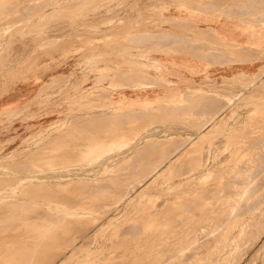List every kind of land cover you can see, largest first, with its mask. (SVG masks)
Returning <instances> with one entry per match:
<instances>
[{"label": "rangeland", "instance_id": "1", "mask_svg": "<svg viewBox=\"0 0 264 264\" xmlns=\"http://www.w3.org/2000/svg\"><path fill=\"white\" fill-rule=\"evenodd\" d=\"M184 1L0 0V264H188V262L191 264H215L218 262V258L221 262L220 264H264V169H262V167L264 168V67L259 73L241 71L230 78L215 77L208 73L207 75L210 78L205 75L203 80L193 81V85H188L191 94L190 87H202L201 91H197V93L193 91V96L189 93L187 98L181 95L171 98V102L181 101L182 105H187L188 102L185 110H188L190 107L193 110L186 111L187 113L185 112L183 115H180L179 118H176V115L172 113L174 107L152 109L146 112L128 110L133 111L132 114L122 110L123 112H120L123 115L119 112L121 116L118 113H111L113 114L111 115L110 108H107L110 106L108 104L109 100L115 97L113 94L116 87L115 84L120 85L118 80L121 72L125 71L124 77L133 74L132 72H140L145 75L147 72V74L149 73L158 77L164 71L162 66L160 71L157 70V64L154 65V58L160 52L158 50L163 46L161 43L169 40H182L192 36L194 27L192 29L189 28L192 26V23H189L187 19H175L169 16L172 13L173 6L177 4L183 5L182 2ZM256 3L260 2L257 0L235 1L238 10H247V13L243 15L247 16V18L252 17L250 15L252 14V10L249 12L248 9L256 5ZM254 16L263 17L264 19V8L255 13ZM172 31L176 33H170ZM199 32L195 38L197 41L203 43L206 41L208 43L209 49H211L208 57L212 60L216 58L212 55L217 53L219 55L218 51H221L220 53L223 55V62L227 59L239 60L241 62L257 59L264 60V50L251 49L247 45L231 43L213 33ZM153 43L158 44L153 46ZM224 55L226 56L224 57ZM99 59L100 62H97ZM144 63L148 64V68L143 66ZM90 65L91 68L89 67ZM92 65H95V67ZM150 65L154 66L150 67ZM137 67L140 68L138 69ZM126 68L129 69L127 70ZM159 81L163 82H159V85L170 88L179 86L180 84L178 82L175 84V82L165 79ZM103 91L106 92L103 93ZM201 93L202 95L200 96ZM206 95L208 96L206 97ZM198 100H201V103ZM193 107L195 108L193 109ZM161 110L164 111L162 112ZM6 111H8V114ZM126 112L128 114H125ZM137 112L141 113L138 114ZM147 112L150 114H147ZM213 113L216 114L213 115ZM76 117L78 118L77 120ZM204 119L205 121L209 120L205 122ZM172 120L174 121L172 122ZM154 121L156 122L154 123ZM111 122L112 124L114 123L113 126ZM114 127L118 131L115 129L113 133ZM105 128L108 133L104 130ZM85 129L86 131H84ZM119 130L122 132H119ZM134 133L138 134L135 135ZM172 134L176 138H173ZM178 134H181V136H178ZM98 136H102L100 138L102 142L107 143L108 141L118 140L122 141L123 145L119 148L104 151L100 156L97 155L92 160L83 151L94 150L95 142L99 140ZM118 136L120 137L118 138ZM148 136H152L153 139H151L153 141L149 139L150 143L147 144L144 142L145 140L148 142ZM169 136L172 137L170 141ZM251 137H254L256 141ZM178 144L179 146H177ZM224 146L225 148H223ZM72 150L77 151L73 153ZM132 153L138 157L134 156L131 162L130 156L132 157ZM3 155L6 156L4 157ZM56 156L58 157L57 159ZM84 156H86V160L85 158L83 159ZM77 159L82 163H78ZM125 159L127 161H124ZM66 160L67 162H65ZM114 160L115 162H113ZM119 160L124 162V165L122 164L119 167L122 163ZM131 164H135L133 165L134 167ZM47 165H50V167ZM30 166L34 167L30 168ZM258 166L260 169H258ZM112 167H116V170ZM75 169L77 171H74ZM100 170L101 174H99ZM206 172L209 173V176H207L208 173ZM97 174L99 177L95 176ZM21 176H25L24 181L23 178L21 179ZM72 177L74 180H72ZM81 178H93L95 182L97 179L98 183H94L93 179H89L93 184L88 179L84 182L85 179L82 180ZM76 179L78 182L80 179V182L78 183ZM62 180L63 182H61ZM73 181H76L75 184L77 185H74ZM20 182H24L21 185L22 187L24 184H29V182L31 185L24 186L27 190L24 188L22 190V187H20L18 196L13 188ZM68 182L71 186L74 185L75 187L69 188L67 186L64 190L60 187L59 190L56 187L58 184H66ZM99 183L101 184L99 185ZM35 184L37 186L40 184V186L37 187ZM173 184L174 186L177 184L175 188ZM34 185L35 187H33ZM171 185L173 187H170ZM28 186H31L33 191L29 190ZM32 187L36 188V192ZM44 188L45 190H43ZM101 189L104 191H101ZM114 189L118 193H114ZM46 190L48 191L47 193ZM87 192L90 194H87ZM70 194L73 195L70 196ZM77 194L79 195L77 196ZM71 198L73 199L71 200ZM257 199L262 203L258 204L260 201L258 202ZM177 200L180 201L178 202ZM96 201L98 203H95ZM193 201L199 204L202 202V204L200 206ZM226 201L232 204L230 205ZM45 202H48V204ZM152 202L154 203L152 204ZM53 203H56L60 207ZM43 204L44 207H42ZM190 204L192 207L189 206ZM256 204L260 206L258 209ZM45 205H48V208ZM223 205L224 207H221ZM248 207H252L250 210H254L253 212L255 213L248 212ZM254 207L256 208L253 209ZM156 211H161V213L158 212L160 215ZM244 211L245 213H243ZM43 212L44 214H42ZM256 212H259L258 214L260 215L257 216ZM228 213L234 214L235 219ZM237 213L238 215L241 213L244 215L241 214L240 218ZM201 214L204 216L202 217ZM248 215H252L253 219ZM222 218H225L228 223ZM250 218L251 220H255V222L251 221ZM245 221L247 225L244 224ZM247 221L249 222V227H247ZM154 224L157 227L154 226L153 229ZM134 225H137L138 229ZM238 225L243 227H237ZM245 225L246 227H244ZM104 227L105 229H102ZM129 229H132V231ZM110 231L111 233H109ZM118 232L122 234L120 235ZM243 233L244 236L247 235L244 237ZM117 234L119 235L117 236ZM227 239H229V242ZM193 243L197 244L194 246ZM198 244L202 245L198 247ZM233 244L236 245L234 246ZM70 248H74L75 250ZM44 250H48V252ZM223 251L229 254L222 253ZM198 254L200 255L198 256ZM223 255L224 257L222 258ZM120 256L123 257L121 258ZM213 258H217L215 262H211L214 261Z\"/></svg>", "mask_w": 264, "mask_h": 264}, {"label": "crops", "instance_id": "2", "mask_svg": "<svg viewBox=\"0 0 264 264\" xmlns=\"http://www.w3.org/2000/svg\"><path fill=\"white\" fill-rule=\"evenodd\" d=\"M235 1L237 0H213L209 2L207 0H185L182 2L183 5L177 4L173 6V9L171 8L172 13L169 16L175 19H187L189 23H192V26L189 27L190 29L194 27L192 36L182 40H169L161 43L163 46L158 50L160 52L154 58L155 61L161 64L164 71L158 77L149 74H147L148 77H145L144 73H138L137 75L134 73L124 77V72H121L119 81L124 83L120 82V87L115 89L113 93L115 98L119 99L121 109L128 111L152 106L155 110L159 108L158 104H160V109L164 107L165 109L178 108L177 110L173 108V113H175L176 118H179V115L190 111V109L185 110L183 107L186 105H181V101L171 102V98L179 95L184 96V98L188 96L190 92L188 93L189 88L187 86L193 85V81L203 80L208 73L215 77L228 78L241 71L259 73L264 67V60L257 59L241 62L227 59L223 62L221 51H218L219 55L218 53L212 55L216 57L215 60H212L208 57L209 52H211L208 43L206 41L205 43L197 41L195 38L200 33L199 31L209 32L228 42L231 41V43L247 45L251 49L264 50V19L263 17L254 16L255 13L264 8V0H257L260 3H256L249 9L247 8L248 11L252 10L251 18L243 16L247 13V10H238ZM170 33L176 32L172 31ZM157 44L155 43L154 46ZM141 75L147 82L146 85H142L144 79L140 78ZM138 76H140V79L134 80L135 77V79H138ZM152 77H154V80ZM158 78L180 84L171 88L162 86L159 85L158 82L160 81ZM128 82L130 83L128 84ZM135 82L139 83L136 84ZM178 103L180 106L177 105ZM173 104L175 106H172Z\"/></svg>", "mask_w": 264, "mask_h": 264}, {"label": "bare ground", "instance_id": "3", "mask_svg": "<svg viewBox=\"0 0 264 264\" xmlns=\"http://www.w3.org/2000/svg\"><path fill=\"white\" fill-rule=\"evenodd\" d=\"M249 12H250V11H249ZM258 15H259V14H258ZM258 17H259V16H258ZM249 21H250V20H249ZM73 28H74V27H73ZM29 31H30V30H29ZM95 31H96V30H95ZM99 31H100V30H99ZM19 36H20V35H19ZM130 40H131V39H130ZM145 40H146V39H145ZM142 41H143V40H142ZM152 41H153V40H152ZM230 42H231V41H230ZM36 43H37V42H36ZM151 46H152V44H151ZM151 46H149V47H151ZM153 46H154V43H153ZM188 50H189V49H188ZM190 51H191V50H190ZM84 53H85V52H84ZM90 54H91V53H90ZM98 54H99V53H98ZM100 54H101V52H100ZM92 55H94V54H92ZM101 55H103V54H101ZM83 56H84V55H83ZM222 56H223V55H222ZM225 56H226V55H224V57H225ZM97 57H98V56H97ZM97 57H96V58H97ZM144 57H146V56H144ZM148 57H149V56H148ZM150 57H151V56H150ZM96 58H95V59H96ZM100 59H101V58H100ZM100 59L97 60V62H98V61L100 62ZM145 59H146V58H145ZM85 60H86V58H85ZM147 60H148V59H147ZM154 61H155V60H154ZM97 62H96V63H97ZM145 62H146V61H145ZM150 63H152V62H150ZM91 64H92V63H91ZM98 64H99V63H98ZM100 64H101V63H100ZM134 64H135V63H134ZM152 64H153V63H152ZM156 64H157L156 68H158L157 70L160 71V70L162 69L161 64H160V63L158 64V62L155 61L154 65H156ZM111 65H112V64H111ZM154 65H150V67H152V66H154ZM92 66L95 67V65H92ZM98 66H99V65H98ZM128 66H129V65H128ZM135 66H136V65H135ZM135 66H134V67H135ZM137 66H138V65H137ZM143 66H144L145 68H148V64H147V63H144ZM89 67L91 68V65H90ZM90 68H89V70H91ZM137 68H138V67H137ZM139 68H140V67H139ZM139 68H138V69H139ZM126 69H127V68H126ZM128 69H129V68H128ZM128 69H127V70H128ZM132 70H133V68H132ZM157 70H156V71H157ZM118 72H119V71H118ZM124 72H125V71H124ZM130 72H131V70H130ZM145 72H146V71H145ZM10 73H11V72H10ZM132 73L134 74V72H132ZM135 73H136V72H135ZM139 73H140V72H139ZM84 74H85V73H84ZM137 74H138V72L136 73V75H137ZM142 74H143V73H142ZM148 74H149V73H148ZM136 75H135V76H136ZM149 75H150V74H149ZM143 76H144V75H143ZM111 77H112V76H111ZM139 77H140V76H138V79H135V78H136V77H135L134 80H139L140 78H143L142 75H141L140 78H139ZM145 77H148V76H147V72H146V76H145ZM206 77H209V78H210V76H208L207 74H206ZM152 78H153V80H154V77H152ZM110 79H112V78H110ZM143 79H144V78H143ZM143 79H142V80H143ZM156 79H157V78H156ZM156 79H155V80H156ZM158 79H159V80H162V79H160V78H158ZM96 80H97V79H96ZM115 80L117 81V79H115ZM119 80H120V79H119ZM119 80H118V81H119ZM123 80H124V79H123ZM147 80H148V79H147ZM149 80H150V79H149ZM151 80H152V79H151ZM144 81H145V79H144ZM144 81H143L142 85H146V84H147V82L145 81V83H144ZM156 81H157V80H156ZM169 81H170V80H169ZM213 81H214V80H213ZM108 82H110V81H108ZM114 82H115V81H114ZM120 82H122V81H119V83H120ZM151 82H152V81H151ZM153 82H155V81H153ZM160 82H162V81H160ZM111 83H112V85H114L113 82H111ZM123 83H124V82H122V84H123ZM129 83H130V82H128V84H129ZM135 83H136V82H135ZM137 83H139V82H137ZM137 83H136V84H137ZM158 83H159V82H158ZM162 83H163V82H162ZM172 83H173V82H172ZM69 84H70V83H69ZM92 84H93V83H92ZM92 84H91V85H92ZM97 84H98V83H97ZM125 84H126V82H125ZM170 84H171V82H170ZM175 84H176V83H175ZM150 85H151V84H150ZM168 85H169V84H168ZM173 85H174V84H173ZM200 85H201V84H200ZM70 86H71V85H70ZM109 86H110V85H109ZM115 86H116L115 89H118V88L120 87V85H116V84H115ZM123 86H124V85H123ZM169 86H170V85H169ZM186 86H187V85H186ZM210 86H212V85H210ZM61 87H62V86H61ZM187 87H188V86H187ZM187 87H186V88H187ZM214 87H217V86H214ZM100 88H101V87H100ZM113 88H114V87H113ZM188 88H189V87H188ZM188 88H187V89H188ZM181 89H182V87H181ZM190 89H191V91H192V94H191L190 90L188 91V93L190 92L191 96H193V91H194V92L196 91V93H197V91H201V90H202V87H201V88H193V87L191 88V87H190ZM210 89H211V88H210ZM81 90H82V89H81ZM108 90H109V89H108ZM110 90H111V89H110ZM213 91H215V90H213ZM54 92H55V91H54ZM105 92H106V91H103V93H105ZM202 92H204V91H202ZM82 93H83V92H82ZM107 93H108V92H107ZM184 93H185V92H184ZM198 93H199V92H198ZM204 93H205V92H204ZM76 94H77V93H76ZM101 94H102V93H101ZM54 95H55V94H54ZM195 95H196V94H195ZM201 95H202V93L200 94V96H201ZM209 95H210V94H209ZM65 96H67V95H65ZM68 96H69V95H68ZM68 96H67V97H68ZM203 96H204V95H203ZM207 96H208V95H206V97H207ZM210 96H212V95H210ZM213 96H214V95H213ZM73 97L75 98V96H73ZM73 97H72V98H73ZM182 97H184V96H182ZM196 97H198V96H196ZM64 98H65V97H64ZM185 98H187V96H186ZM203 98H204V97H203ZM215 98H216V97H215ZM66 99H67V98H66ZM105 99H106V98H105ZM197 99H198V98H197ZM201 99H202V98H201ZM205 99H206V98H205ZM60 100H61V99H60ZM63 100H64V99H63ZM69 100H71V99H69ZM192 100H193V99H192ZM195 100H196V99H195ZM207 100H209V99H207ZM186 101H187V100H186ZM198 101L200 102L201 100H198ZM210 101H211V99H210ZM219 101H220V100H219ZM62 102H63V101H62ZM204 102H205V101H204ZM215 102H216V101H215ZM215 102H214V103H215ZM98 103H99V102H98ZM200 103H201V102H200ZM202 103H203V102H202ZM209 103H210V102H209ZM214 103H213V105H214ZM216 103H217V102H216ZM60 104H61V103H60ZM64 104H65V102H64ZM64 104H61V105H64ZM67 104H68V103H67ZM108 104L110 105L109 107H107V108H110V114H111V113H113V114H114V113H118L120 116H121V114L123 115V113L120 112V111H122L123 109H121V107H120V105H119V99H118L117 97H116V98H115V97H112V98L109 100V103H108ZM175 104H176V103H175ZM175 104H173L172 106H175ZM198 104H199V103H198ZM204 104H205V103H204ZM56 105H57V104H56ZM70 105H71V103H70ZM168 105H169V104H168ZM177 105L180 106L179 103H178ZM177 105H176V106H177ZM181 105H182V104H181ZM187 105H188V102H187ZM187 105H186V106H187ZM190 105H192V103H190ZM193 105H194V104H193ZM199 105H200V104H199ZM207 105H208V104H207ZM216 105H218V104H216ZM158 106H159V108H158ZM158 106H157V108L160 109V104H158ZM161 106H162V105H161ZM166 106H167V105H166ZM195 106H196V105H195ZM201 106H202V105H201ZM210 106H211V104H210ZM162 107H163V106H162ZM189 107H190V106H189ZM202 107H203V106H202ZM204 107H205V106H204ZM206 107H207V106H206ZM208 107H209V106H208ZM212 107H213V106H212ZM153 108H154V107H152V106H148V107H144V108H141V109H138V110H139V111L146 112V111H150V110H152ZM155 108H156V107H155ZM171 108H172V107H171ZM174 108H175V107H174ZM183 108H185V107H183ZM190 108H191V107H190ZM190 108H189V109H190ZM194 108H195V107H193V109H194ZM199 108H200V107H199ZM93 109H94V108H93ZM163 109H165V107H164ZM175 109H176V108H175ZM177 109H178V108H177ZM177 109H176V110H177ZM181 109H182V108H181ZM189 109H188V110H189ZM191 109H192V108H191ZM191 109H190V110H191ZM203 109H204V108H203ZM209 109H210V108H209ZM99 110H100V109H99ZM134 110H135V109H134ZM169 110H170V109H169ZM199 110H200V109H199ZM206 110H207V109H206ZM8 111H9V110H8ZM8 111H6L7 114H8ZM135 111H136V110H135ZM135 111H134V112H135ZM157 111H159V110H157ZM157 111H156V113H157ZM161 111H162V110H161ZM163 111H164V110H163ZM163 111H162V112H163ZM171 111H172V109H171ZM191 111H193V110H191ZM195 111H196V110H195ZM200 111H201V110H200ZM204 111H205V110H204ZM204 111H202V112H204ZM207 111H208V110H207ZM209 111H210V110H209ZM73 112H74V111H73ZM119 112H120L121 114H120ZM122 112H123V111H122ZM128 112H129V114H130V113H131V114L133 113V111H132V112H131V111H128ZM166 112H167V111H166ZM183 112H184V110H183ZM205 112H206V111H205ZM217 112H218V111H217ZM87 113H88V112H87ZM94 113H95V112H94ZM137 113H138V112H137ZM140 113H141V112H139L138 114H140ZM172 113H173V112H172ZM180 113H181V112H180ZM184 113H185V112H184ZM186 113H187V112H186ZM113 114H111V115H113ZM118 114H117V115H118ZM125 114H128V113L126 112ZM135 114H136V112H135ZM135 114H134V115H135ZM147 114H150V113L147 112ZM147 114H146V116H147ZM151 114H152V113H151ZM157 114H158V113H157ZM174 114H175V113H174ZM181 114H182V113H181ZM189 114H190V113H189ZM210 114L212 115V113H210ZM215 114H216V113H215ZM215 114L213 113V115H215ZM152 115H153V114H152ZM167 115H168V114H167ZM182 115H183V114H182ZM186 115H187V114H186ZM77 116H79V115H77ZM92 116H93V115H92ZM126 116H128V115H126ZM126 116H125V118H126ZM143 116H144V115H143ZM146 116H145V117H146ZM164 116H165V115H164ZM174 116H175V115H174ZM179 116H180V115H179ZM94 117H95V116H94ZM117 117L119 118V116H117ZM128 117H129V116H128ZM128 117H127V118H128ZM139 117H140V116H139ZM139 117H138V118H139ZM152 117H153V116H152ZM69 118H71V117H69ZM100 118H101V117H100ZM123 118H124V117H123ZM149 118H150V117H149ZM174 118H175V117H174ZM180 118H181V117H180ZM186 118H187V117H186ZM71 119H72V118H71ZM77 119H78V118L76 117V120H77ZM90 119H91V118H90ZM95 119H96V118H95ZM95 119H94V120H95ZM116 119H117V118H116ZM143 119H144V117H143ZM157 119H158V118H157ZM187 119H188V118H187ZM196 119H198V118H196ZM200 119H201V118H200ZM74 120H75V118H74ZM123 120L125 121V119H123ZM140 120H141V118H140ZM152 120H153V119H152ZM184 120H185V118H184ZM190 120H191V118H190ZM194 120H195V119H194ZM208 120H209V119H208ZM208 120H207V121H208ZM84 121H85V120H84ZM127 121H128V120H127ZM131 121H132V120H131ZM136 121H137V120H136ZM138 121H139V119H138ZM167 121H168V120H167ZM173 121H174V120H172V122H173ZM178 121H179V120H178ZM204 121H205V119H204ZM207 121H205V122H207ZM121 122H122V121H121ZM121 122H120V124L123 125V123H121ZM125 122H126V121H125ZM132 122H133V121H132ZM145 122H146V121H145ZM155 122H156V121H154V123H155ZM159 122L162 123L163 121H159ZM159 122H158V123H159ZM164 122H165V121H164ZM169 122H170V121H169ZM191 122H192V121H191ZM205 122H204V123H205ZM216 122H217V121H216ZM216 122H215V123H216ZM80 123H81V122H80ZM147 123H148V122H147ZM181 123H182V122H181ZM183 123H184V122H183ZM186 123H187V122H186ZM188 123H189V122H188ZM197 123H198V121H197ZM199 123H200V122H199ZM204 123H203V124H204ZM78 124H79V123H78ZM93 124H94V123H93ZM93 124H92V125H93ZM105 124H106V123H105ZM111 124H112V122H111ZM113 124H114V123H113ZM113 124H112V126H113ZM128 124H132V123H128ZM137 124H138V123H137ZM145 124H146V123H145ZM240 124H241V123H240ZM92 125H91V126H92ZM100 125H101V124H100ZM103 125H104V124H103ZM116 125H118V124H116ZM142 125H143V124H142ZM190 125H192V124L190 123ZM201 125H202V124H201ZM83 126H84V125H83ZM104 126H105V125H104ZM119 126H120V125H119ZM137 126H138V125H137ZM137 126H136V127H137ZM148 126H149V125H148ZM234 126H236V125H234ZM237 126H238V125H237ZM237 126H236V127H237ZM84 127H85V126H84ZM109 127H110V126H109ZM109 127H108V128H109ZM189 127H190V126H189ZM195 127H197V126H195ZM230 127H232V126L230 125ZM230 127H228V128H230ZM74 128H76V127H74ZM93 128H94V127H93ZM103 128H104V127H103ZM111 128H113V127H111ZM126 128H128V127H126ZM139 128H140V127H139ZM202 128H203V127H202ZM81 129L83 130V128H81ZM97 129H98V128H97ZM99 129L101 130V128H99ZM115 129H116V128L114 127V130H112L113 133L115 132ZM119 129H120V128H119ZM121 129H122V128H121ZM132 129H133V128H132ZM234 129H236V128H234ZM89 130H90V129H89ZM104 130H106V128H105ZM139 130L141 131V129H139ZM144 130H145V129H144ZM144 130H142V131H144ZM232 130H233V129H232ZM84 131H86V129H85ZM91 131H92V130H91ZM116 131H118V130L116 129ZM120 131H121V130H119V132H120ZM123 131L125 132V130H123ZM130 131H131V130H130ZM137 131H138V129H137ZM233 131H234V130H233ZM81 132H82V131H81ZM106 132H107V130H106ZM121 132H122V131H121ZM124 132H123V133H124ZM138 132H139V131H138ZM224 132H226V131H224ZM88 133H89V132H88ZM104 133H105V132H104ZM107 133H108V132H107ZM164 133H166V132H164ZM131 134H133V133H131ZM134 134L137 135L138 133H134ZM221 134H222V133H221ZM221 134H220V135H221ZM83 135H84V134H83ZM86 135H87V134H86ZM101 135H103V134L101 133ZM105 135H106V134H105ZM109 135H110V133H109ZM126 135H127V133H126ZM170 135H171V134H170ZM173 135H174V134H172V137H173ZM196 135H197V134H196ZM225 135H226V134H225ZM79 136H80V135H79ZM87 136H88V135H87ZM166 136H167V135H166ZM178 136H181V134H180V135L178 134ZM84 137H85V136H84ZM98 137H99V136H98ZM101 137H102V136H101ZM101 137H99V140H100V141L98 140L97 142H95V148H94V150L90 149V150H85V151H83V153H84L87 157L92 158V160H93L94 157H96L97 155L100 156L101 153L104 152V151H108L109 149L119 148V147H121V146L123 145V142H122V141H118V140H117V141H116V140H115V141L112 140V141L109 142V141H108L109 139H108V140H107V141H108L107 143H106V142H102L101 139H100ZM112 137H113V136H112ZM119 137H120V136H118V138H119ZM128 137H129V136H128ZM130 137H131V136H130ZM155 137H156V136H155ZM172 137L169 136V138H170L169 141L172 139ZM183 137H184V136H183ZM224 137H225V136H224ZM104 138H105V137H104ZM121 138H122V136H121ZM131 138H133V137H131ZM135 138H136V137H135ZM151 138L153 139L152 136H148V137H147L148 142L144 139V140H145L144 143H147V144L150 143L149 141L152 140ZM173 138H176V137H173ZM177 138H178V137H177ZM181 138H182V137H181ZM188 138H189V137H188ZM251 138H254V137H251ZM88 139H89V138H88ZM106 139H107V138H106ZM122 139H124V137H123ZM126 139H127V138H126ZM149 139H150V140H149ZM156 139H157V138H156ZM161 139H163V138H161ZM96 140H97V139H96ZM102 140H103V139H102ZM157 140H158V139H157ZM163 140H164V139H163ZM181 140H182V139H181ZM253 140H255V138H254ZM261 140H262V138H261ZM261 140H260V141H261ZM43 141H44V140H43ZM74 141H75V138H74ZM76 141H77V140H76ZM103 141H105V140H103ZM124 141L126 142V140H124ZM152 141H153V140H152ZM159 141H160V140H159ZM159 141H156V142H159ZM165 141H166V140H165ZM174 141H175V140H174ZM227 141H228V140H227ZM248 141H249V140H248ZM250 141H251V140H250ZM255 141H256V140H255ZM161 142H162V141H161ZM180 142H181V141H180ZM224 142H225V141H224ZM228 142H229V141H228ZM228 142H225V143H228ZM253 142H254V141H253ZM70 143H71V142H70ZM127 143H128V142H127ZM129 143H130V142H129ZM163 143H165V142H163ZM166 143H167V142H166ZM170 143H171V142H170ZM155 144H156V143H155ZM159 144L161 145V143H159ZM235 144H236V143H235ZM235 144H234V146H235ZM243 144H244V143H243ZM256 144H257V143H256ZM260 144H261V143H260ZM30 145H31V144H30ZM80 145H81V144H80ZM84 145H85V144H84ZM128 145H129V144H128ZM142 145H143V144H142ZM164 145H165V144H164ZM82 146H83V145H82ZM145 146H146V144H145ZM152 146H153V145H152ZM165 146H166V145H165ZM177 146H179V144H178ZM194 146H195V145H194ZM217 146H218V145H217ZM232 146H233V145H232ZM262 146H263V145H262ZM262 146H261V147H262ZM29 147H30V146H29ZM68 147H69V146H68ZM80 147H81V146H80ZM80 147H79V148H80ZM162 147H163V146H162ZM166 147H167V146H166ZM180 147H182V146H180ZM211 147H212V146H211ZM228 147H229V145H228ZM237 147H238V145H237ZM246 147H247V146H246ZM249 147H250V146H249ZM77 148H78V147H77ZM82 148H83V147H82ZM82 148H81V150H82ZM147 148H148V147H147ZM159 148H160V147H159ZM159 148H158V149H159ZM167 148H168V147H167ZM223 148H225V146H224ZM234 148H235V147H234ZM66 149H67V148H66ZM72 149H73V148H72ZM83 149H84V148H83ZM103 149H104V150H103ZM121 149H122V148H121ZM160 149H161V148H160ZM168 149H169V148H168ZM168 149H167V150H168ZM202 149H203V147H202ZM30 150H31V149H30ZM64 150H65V149H64ZM139 150H142V149H139ZM165 150H166V148H165ZM240 150H242V149H240ZM72 151H73V153H74V151H77V150H72ZM113 151H114V150H113ZM176 151H177V150H176ZM78 152H79V151H78ZM110 152H111V151H110ZM135 152H137V150H135ZM138 152H140V151H138ZM144 152H145V151H144ZM165 152H167V151H165ZM171 152H172V151H171ZM257 152H258V151H257ZM81 153H82V152H81ZM133 153H134V152H133ZM133 153H132V157L130 156V160H131V162H132V159L134 158V156H136V155H133ZM141 153H143V152H141ZM213 153H214V152H213ZM232 153H233V152H232ZM244 153H245V152H244ZM254 153H255V152H254ZM7 154H8V153H7ZM30 154H31V153H30ZM56 154H57V153H56ZM58 154H59V153H58ZM61 154H62V153H61ZM66 154H67V153H66ZM145 154H146V153H145ZM234 154H235V153H234ZM262 154H263V153H262ZM262 154H261V155H262ZM62 155H63V154H62ZM118 155H119V154H118ZM120 155H122V154H120ZM130 155H131V154H130ZM216 155H217V154H216ZM232 155H233V154H232ZM236 155H237V154H236ZM251 155H252V154H251ZM253 155H254V154H253ZM1 156H2V155H1ZM3 156H4V155H3ZM5 156H6V155H5ZM5 156H4V157H5ZM57 156H58V155H57ZM57 156H56V159L58 158ZM64 156H65V155H64ZM86 156H84L83 159L85 158V160H86ZM141 156H142V155H141ZM185 156H186V155H185ZM194 156H195V155H194ZM240 156H241V155H240ZM249 156H250V155H249ZM51 157H53V156H51ZM61 157H62V156H61ZM128 157H129V156H128ZM136 157H138V156H136ZM136 157H135V158H136ZM152 157H153V156H152ZM156 157H157V156H156ZM209 157H210V156H209ZM228 157H229V156H228ZM31 158H32V157H31ZM33 158H34V157H33ZM66 158H67V157H66ZM70 158H72V157H70ZM73 158H75V157H73ZM114 158H116V156H114ZM126 158H127V156H126ZM141 158H142V157H141ZM143 158H144V156H143ZM154 158H155V157H154ZM157 158H158V157H157ZM211 158H212V157H211ZM237 158H238V157H237ZM239 158H240V157H239ZM246 158H247V157H246ZM54 159H55V158H54ZM63 159L65 160V158H63ZM83 159H82V160H83ZM158 159H159V158H158ZM196 159H197V158H196ZM212 159H213V158H212ZM212 159H211V160H212ZM231 159H232V157H231ZM257 159H258V158H257ZM261 159H262V158H261ZM40 160H41V159H40ZM40 160H39V161H40ZM61 160H62V159H61ZM69 160H70V159H69ZM77 160H78V159H77ZM108 160H109V159H108ZM128 160H129V158H128ZM134 160H136V159H134ZM142 160H143V159H142ZM152 160H153V159H152ZM154 160H155V159H154ZM156 160H157V159H156ZM232 160L234 161V159H232ZM235 160H236V159H235ZM240 160H241V159H240ZM51 161H52V160H51ZM51 161H50V162H51ZM56 161H57V160H56ZM70 161H73V160H70ZM83 161H84V160H83ZM110 161H111V160H110ZM119 161H120V160H119ZM124 161H127V160L125 159ZM143 161H144V160H143ZM145 161H146V159H145ZM163 161H164V160H163ZM187 161H188V160H187ZM229 161H230V160H229ZM237 161H238V159H237ZM250 161H251V159H250ZM253 161H254V160H253ZM43 162H44V161H43ZM53 162H54V161H53ZM60 162H61V161H60ZM65 162H67V160H66ZM80 162H81V161L78 160V163H80ZM107 162H108V161H107ZM107 162H106V163H107ZM113 162H115V160H114ZM120 162H122V161H120ZM190 162H191V161H190ZM227 162H228V161H227ZM230 162H231V161H230ZM242 162H243V161H242ZM245 162H246V160H245ZM256 162H257V161H256ZM262 162H263V161H262ZM63 163H64V162H63ZM81 163H82V162H81ZM85 163H88V162H85ZM123 163H124V162H122V163L119 165V167H120ZM143 163H144V162H143ZM146 163H147V162H146ZM185 163H186V162H185ZM216 163H217V162H216ZM231 163H232V162H231ZM237 163H238V162H237ZM243 163H244V162H243ZM263 163H264V162H263ZM20 164H21V163H20ZM28 164H29V163H28ZM43 164H44V163H43ZM49 164H50V163H49ZM52 164H53V163H52ZM54 164H55V163H54ZM57 164H58V163H57ZM59 164H60V163H59ZM65 164H66V163H65ZM65 164H64V165H65ZM70 164H72V163H70ZM89 164H91V163H89ZM98 164H99V163H98ZM107 164H108V163H107ZM126 164H127V163H126ZM154 164H155V163H154ZM196 164H197V163H196ZM226 164H227V163H226ZM232 164H233V163H232ZM232 164H231V165H232ZM247 164H248V162H247ZM251 164H252V163H251ZM261 164H262V163H261ZM50 165H51V164H50ZM50 165H49V166L47 165V166L50 167ZM74 165H76V163H74ZM83 165H84V164H83ZM108 165H109V164H108ZM123 165H124V164H123ZM131 165H132V164H131ZM133 165H135V164H133ZM133 165H132V167H134ZM136 165H137V164H136ZM145 165H146V164H145ZM155 165H156V164H155ZM184 165H185V164H184ZM202 165H203V163H202ZM202 165H201V166H202ZM231 165H229V166H231ZM235 165H236V164H235ZM239 165H240V164H239ZM241 165H242V164H241ZM249 165H250V163H249ZM14 166H16V165H14ZM20 166H21V165H20ZM26 166H28V165H26ZM68 166H70V165H68ZM81 166H82V165H81ZM81 166H80V167H81ZM104 166H105V165H104ZM109 166H110V165H109ZM117 166H118V165H117ZM139 166L141 167V165H139ZM153 166H154V165H153ZM157 166H158V165H157ZM182 166H183V165H182ZM208 166H209V164H208ZM229 166H228V167H229ZM246 166H247V165H246ZM33 167H34V166H33ZM33 167L30 166V168H33ZM71 167H72V165H71ZM74 167H75V166H74ZM83 167H84V166H83ZM107 167H108V166H107ZM107 167H106V168H107ZM148 167H149V166H148ZM180 167H181V166H180ZM188 167H189V166H188ZM205 167H206V166H205ZM216 167H217V166H216ZM231 167H233V166H231ZM234 167H235V166H234ZM242 167H243V166H242ZM69 168H70V167H69ZM112 168H114V167H112ZM115 168H116V167H115ZM115 168H114V169H115ZM137 168H138V167H137ZM146 168H147V167H146ZM182 168H183V167H182ZM194 168H195V167H194ZM206 168H207V167H206ZM208 168H210V167H208ZM225 168H226V167H225ZM235 168H237V167H235ZM243 168H244V167H243ZM246 168H247V167H246ZM252 168H253V167H252ZM260 168H261V165H260ZM260 168H259V166H258V169H260ZM36 169H37V168H36ZM38 169H39V168H38ZM66 169H67V168H66ZM109 169H110V168H109ZM134 169L137 170L136 168H134ZM151 169H153V168H151ZM173 169H174V168H173ZM184 169H185V168H184ZM190 169H191V168H190ZM219 169H220V168H219ZM237 169H239V168H237ZM237 169H236V170H237ZM254 169H255V168H254ZM262 169H264V168L262 167ZM30 170H31V169H30ZM59 170H60V169H59ZM63 170H64V169H63ZM101 170H102V169H101ZM101 170H100V173H99V174H101ZM115 170H116V169H115ZM141 170H142V169H141ZM179 170H180V168H179ZM185 170H186V169H185ZM200 170H201V169H200ZM200 170H199V171H200ZM206 170H207V169H206ZM208 170H209V169H208ZM245 170H246V169H245ZM245 170H244V171H245ZM249 170H250V169H249ZM252 170H253V169H252ZM252 170H251V172H253ZM66 171H67V170H66ZM74 171H77V170L75 169ZM89 171H90V170H89ZM89 171H88V172H89ZM105 171H106V170H105ZM109 171H110V170H109ZM180 171H181V170H180ZM218 171H219V170H218ZM111 172H112V170H111ZM132 172H133V170H132ZM138 172H139V169H138ZM146 172H147V171H146ZM182 172H183V170H182ZM187 172H189V171H187ZM201 172H202V171H201ZM230 172H231V171H230ZM236 172H237V171H236ZM259 172H260V171H259ZM261 172H262V171H261ZM25 173H26V172H25ZM27 173H28V172H27ZM68 173H69V172H68ZM108 173H109V172H108ZM124 173H125V171H124ZM185 173H186V172H185ZM198 173H199V172H198ZM206 173H208V172H206ZM214 173H216V172H214ZM219 173H220V172H219ZM237 173H238V172H237ZM33 174H34V173H33ZM33 174H32V175H33ZM117 174H118V173H117ZM127 174H128V172H127ZM136 174H137V173H136ZM140 174H141V172H140ZM145 174H146V173H145ZM145 174H144V175H145ZM150 174H151V173H150ZM179 174H180V173H179ZM252 174H253V173H252ZM252 174H251V175H252ZM257 174H258V173H257ZM259 174H260V173H259ZM30 175H31V174H30ZM35 175H36V174H35ZM102 175L104 176L103 172H102ZM120 175H121V174H120ZM120 175H119V177H120ZM130 175H131V174H130ZM137 175H138V174H137ZM137 175H136V176H137ZM217 175H218V174H217ZM217 175H216V176H217ZM231 175H232V172H231ZM75 176H77V175H75ZM82 176H83V175H82ZM95 176L99 177L98 174L95 175ZM117 176H118V175H117ZM121 176H122V175H121ZM132 176H133V175H132ZM134 176H135V175H134ZM191 176H192V175H191ZM207 176H209V173L207 174ZM234 176H235V174H234ZM234 176H233V177H234ZM257 176H258V175H257ZM262 176H263V174H262ZM24 177H25V176H24ZM24 177L21 176V179L23 178V181H24ZM69 177H70V176H69ZM79 177H80V176H79ZM86 177H88V176H86ZM91 177H92V176H91ZM97 177H96V178H97ZM107 177H108V176H107ZM126 177H127V175H126ZM139 177H140V176H139ZM144 177H145V176H144ZM147 177H148V176H147ZM168 177H169V176H168ZM196 177H197V176H196ZM202 177H203V176H202ZM223 177H225V176H223ZM229 177H230V176H229ZM251 177H252V176H251ZM28 178H29V177H28ZM32 178H33V177H32ZM62 178H63V177H62ZM64 178H66V177H64ZM77 178H78V177H77ZM117 178H118V177H117ZM129 178H130V177H129ZM192 178H194V177L192 176ZM214 178H215V177H214ZM234 178H236V177H234ZM257 178H258V177H257ZM261 178H262V177H261ZM21 179H20V180H21ZM26 179H27V178H26ZM67 179H68V178H67ZM81 179H82V178H81ZM83 179H85V178H83ZM83 179H82V180H83ZM87 179H88V178H86V179L84 180V182H85ZM89 179L92 180L93 178H89ZM89 179H88V180H89ZM100 179H101V178H100ZM100 179H99V180H100ZM113 179H114V178H113ZM184 179H186V178H184ZM217 179H218V178H217ZM258 179H259V178H258ZM27 180H28V179H27ZM32 180H33V179H32ZM56 180H57V179H56ZM60 180H61V178H60ZM72 180H74L73 177H72ZM91 180H89V181H91ZM94 180H95V179L92 180L94 183H96V182L98 181L97 179H96V182H95ZM103 180H104V179H103ZM105 180H106V179H105ZM166 180H167V178H166ZM194 180H195V178H194ZM196 180H197V179H196ZM76 181L78 182L77 179H76ZM76 181H75V182L73 181V182H74V185H77V184H75ZM89 181H88V182H89ZM92 181H91V182H92ZM114 181H116V180H114ZM118 181H119V180H118ZM120 181H121V180H120ZM124 181H125V180H124ZM127 181H128V180H127ZM131 181H132V180H131ZM137 181H138V180H137ZM260 181H261V179H260ZM260 181H259V183H260ZM45 182H46V181H45ZM53 182H54V181H53ZM61 182H63V180H62ZM70 182H71V180H70ZM79 182H80V179H79ZM79 182H78V183H79ZM93 182H92V184H93ZM102 182H103V181H102ZM104 182H105V181H104ZM107 182H108V181H107ZM129 182H130V181H129ZM135 182H136V181H135ZM152 182H153V181H152ZM167 182H168V181H167ZM191 182H192V181H191ZM206 182H207V181H206ZM224 182H225V181H224ZM224 182H223V183H224ZM22 183H24V182H20V183H18L14 188L12 187L13 190H14V192H15L18 196H19V194H18L19 191H18V190H19L20 187H22V186H21ZM33 183H34V182H33ZM33 183H32V185H33ZM57 183H58V182H57ZM71 183H72V182H71ZM97 183H98V182H97ZM114 183H115V182H114ZM117 183H118V182H117ZM117 183H116V184H117ZM122 183H123V182H122ZM124 183H125V182H124ZM164 183H165V182H164ZM169 183H170V182H169ZM194 183H195V182H194ZM207 183H209V182H207ZM226 183H227V182H226ZM256 183H257V182H256ZM29 184H30V182H29ZM29 184H27V185H29ZM52 184H55V183H52ZM81 184H82V182H81ZM87 184H88V183H87ZM100 184H101V183H99V185H100ZM103 184H104V183H103ZM103 184H102V185H103ZM105 184H106V183H105ZM108 184H111V183H108ZM136 184H138V183H136ZM157 184H158V183H157ZM165 184H166V183H165ZM167 184H168V183H167ZM170 184H172V183H170ZM170 184H169V185H170ZM190 184H191V183H190ZM195 184H196V183H195ZM201 184H202V183H201ZM224 184H225V183H224ZM234 184H235V183H234ZM250 184H251V183H250ZM253 184H254V183H253ZM0 185H1V184H0ZM25 185H26V184H24V186H25ZM27 185H26V186H27ZM30 185H31V184H30ZM35 185L37 186V184H35ZM35 185H34L33 187H35ZM42 185H43V182H42ZM74 185L71 186L70 183L68 182V183H66V184H63V183H62V184H58V186H56V187H58V188L60 187V188H62V189L64 190L65 187L69 186V188H71V187H75ZM78 185H79V184H78ZM119 185H120V184H119ZM176 185H177V184H176ZM176 185H175V186H176ZM205 185H206V184H205ZM216 185H217V184H216ZM216 185H215V186H216ZM225 185H226V184H225ZM225 185H224V186H225ZM258 185H259V184H258ZM260 185H261V184H260ZM24 186L21 188L22 190L26 189ZM38 186H40V184H38ZM38 186H37V187H38ZM81 186H82V185H81ZM84 186H85V185H84ZM91 186H92V185H91ZM91 186H90V187H91ZM93 186H94V185H93ZM97 186H98V184H97ZM103 186H104V185H103ZM121 186H123V185H121ZM173 186H174V184H173ZM173 186L171 185L170 187H173ZM175 186H174V188H175ZM218 186H219V185H218ZM218 186H217V187H218ZM28 187L30 188L29 190L33 191V190L31 189V186H28ZM28 187H27V188H28ZM33 187H32V188H33ZM49 187H50V186H49ZM77 187H79V186H77ZM77 187H76V188H77ZM95 187H96V186H95ZM95 187H94V188H95ZM106 187H107V186H106ZM110 187H111V186H110ZM168 187H169V186H168ZM170 187H169V189H170ZM196 187H197V186H196ZM211 187H212V186H211ZM219 187H220V186H219ZM228 187L230 188V186H228ZM255 187H257V186H255ZM255 187H254V188H255ZM258 187H259V186H258ZM23 188H24V189H23ZM47 188H48V187H47ZM60 188H59V190H60ZM85 188H86V187H85ZM102 188H103V187H102ZM117 188H118V187H117V185H116V189H117ZM120 188H121V187H120ZM132 188H134V187H132ZM201 188H202V187H201ZM203 188H205V187H203ZM207 188H209V187L207 186ZM229 188H228V189H229ZM247 188H248V187H247ZM254 188H253V189H254ZM21 189H20V191H22ZM33 189H34V188H33ZM86 189H87V188H86ZM89 189H90V188H89ZM110 189H111V188H110ZM112 189H113V188H112ZM171 189H172V188H171ZM176 189H177V188H176ZM212 189H213V187H212ZM218 189H219V188H218ZM226 189H227V188H226ZM233 189H234V188H233ZM255 189H256V188H255ZM258 189H259V188H258ZM26 190H27V189H26ZM34 190H35V192H36V188H35ZM40 190H41V188H40ZM40 190H39V191H40ZM43 190H45V188H44ZM48 190H49V189H48ZM54 190H55V188H54ZM68 190H71V189H68ZM73 190H74V189H73ZM95 190H96V188H95ZM95 190H94V191H95ZM108 190H109V189H108ZM114 190H115V189H114ZM114 190H113V191H114ZM123 190H124V189H123ZM244 190H245V189H244ZM247 190H248V189H247ZM31 191H30V192H31ZM75 191H76V190H75ZM75 191H74V193H75ZM85 191H86V190H85ZM99 191H100V190H99ZM101 191H104V190L101 189ZM225 191H227V190H225ZM238 191H239V190H238ZM254 191H255V190H254ZM23 192H24V191H23ZM23 192H21V193H23ZM25 192H26V191H25ZM35 192H34V195H35ZM43 192H44V191H43ZM47 192H48V191L46 190V193H47ZM49 192H50V191H49ZM72 192H73V191H72ZM92 192H93V191H92ZM115 192H116V190L114 191V193H115ZM190 192H191V191H190ZM195 192H196V191H195ZM236 192H237V191H236ZM242 192H243V191H242ZM248 192H250V191L248 190ZM255 192H257V191H255ZM260 192H261V191H260ZM21 193H20V194H21ZM27 193H28V191H27ZM46 193H45V194H46ZM81 193H82V192H81ZM93 193H94V192H93ZM96 193H97V192H96ZM114 193H113V194H114ZM116 193H118V192H116ZM125 193H127V192H125ZM157 193H158V192H157ZM201 193H202V192H201ZM205 193H206V192H205ZM214 193H215V192H214ZM229 193H230V192H229ZM234 193H235V192H234ZM237 193H239V192H237ZM28 194H29V193H28ZM50 194H51V193H50ZM56 194H57V193H56ZM75 194H76V193H75ZM85 194H86V193H85ZM85 194H83V195H85ZM87 194H90V193L87 192ZM105 194H106V193H105ZM110 194H111V193H110ZM113 194H112V195H113ZM120 194H121V192H120ZM199 194H200V193H199ZM207 194H208V193H207ZM211 194H212V193H211ZM230 194H231V193H230ZM232 194H233V193H232ZM235 194H236V193H235ZM239 194H240V193H239ZM239 194H237V195H239ZM246 194H247V193H246ZM258 194H261V193H258ZM258 194H257V195H258ZM23 195H24V194H23ZM23 195H22V196H23ZM25 195H26V193H25ZM31 195H32V194H31ZM54 195H55V194H54ZM67 195H68V194H67ZM72 195H73V194H70V196H72ZM78 195H79V194H77V196H78ZM80 195H81V194H80ZM98 195H99V193H98ZM114 195H115V194H114ZM116 195H117V194H116ZM189 195H190V194H189ZM201 195H202V194H201ZM203 195H204V194H203ZM248 195H249V194H248ZM251 195H252V192H251ZM251 195H250V197H251ZM254 195H255V194H254ZM22 196H21V197H22ZM26 196L28 197V195H26ZM36 196H37V195H36ZM42 196H43V195H42ZM51 196H52V195H51ZM56 196H57V195H56ZM85 196H86V195H85ZM91 196H92V195H91ZM100 196H101V194H100ZM102 196H103V195H102ZM104 196H105V195H104ZM118 196H119V195H118ZM194 196H195V195H194ZM210 196H211V195H210ZM218 196H219V195H218ZM225 196H227V195H225ZM228 196H229V195H228ZM246 196H247V195H246ZM263 196H264V195H263ZM30 197H31V196H30ZM30 197H29V198H30ZM45 197H47V196L45 195ZM65 197H66V196H65ZM74 197H75V196H74ZM89 197H90V196H89ZM119 197H120V196H119ZM121 197H122V196H121ZM191 197H192V199H193V195H192ZM196 197H197V195H196ZM239 197H240V196H239ZM258 197H260V196H258ZM24 198H25V196H24ZM32 198H33V197H32ZM48 198H49V197H48ZM52 198H53V197H52ZM87 198H88V197H87ZM107 198H108V197H107ZM115 198H116V197H115ZM129 198H130V197H129ZM186 198H187V197H186ZM197 198H199V197H197ZM197 198H196V199H197ZM202 198H203V197H202ZM208 198H209V196H208ZM211 198H212V197H211ZM227 198H228V197H227ZM235 198H236V196H235ZM25 199H26V198H25ZM65 199H66V198H65ZM67 199H68V198H67ZM72 199H73V198H71V200H72ZM91 199H92V198H91ZM95 199H96V196H95ZM117 199H118V198H117ZM117 199H116V200H117ZM147 199H148V198H147ZM172 199H173V198H172ZM215 199H216V198H215ZM224 199H225V198H224ZM224 199H223V200H224ZM258 199H260V198H258ZM258 199H257V201H258ZM45 200H46V199H45ZM78 200H79V199H78ZM81 200H82V199H81ZM81 200H80V201H81ZM84 200H85V199H84ZM84 200H83V201H84ZM99 200H100V198H99ZM111 200H112V198H111ZM116 200H114V201H116ZM149 200H150V199H149ZM199 200H200V199H199ZM199 200H198V201H199ZM230 200H232V199H230ZM230 200H229V201H230ZM234 200H235V199H234ZM237 200H238V199H237ZM240 200H241V199H240ZM246 200H247V199H246ZM255 200H256V198H255ZM261 200H262V199H261ZM69 201H70V200H69ZM83 201H82V202H83ZM105 201H106V200H105ZM108 201H109V200H108ZM108 201H107V202H108ZM114 201H113V202H114ZM177 201H178V200H177ZM179 201H180V200H179ZM179 201H178V202H179ZM188 201H190V200H188ZM200 201H201V200H200ZM208 201H209V200H208ZM243 201H245V200H243ZM257 201H256V202H257ZM259 201H260V200H259ZM259 201H258V202H259ZM263 201H264V200H263ZM76 202H77V201H76ZM78 202H79V201H78ZM89 202H91V201H89ZM93 202H94V200H93ZM100 202H101V201H100ZM109 202H110V201H109ZM149 202H150V201H149ZM175 202H176V201H175ZM182 202H183V201H182ZM190 202H191V201H190ZM193 202H195V201H193ZM206 202H207V201H206ZM226 202H227V201H226ZM226 202H224V203H226ZM234 202H235V201H234ZM247 202H248V201H247ZM45 203H46V202H45ZM56 203H57V202H56ZM56 203H53V204L56 205ZM95 203H98V201H96ZM110 203H111V202H110ZM153 203H154V202H152V204H153ZM165 203H166V202H165ZM195 203H198V202H195ZM195 203H194V204H195ZM204 203H205V201H204ZM227 203H229V202H227ZM227 203H226L225 205H227ZM253 203H254V202H253ZM253 203H252V204H253ZM260 203H262V202L260 201L258 204H260ZM46 204H48V202H47ZM50 204H51V202H50ZM77 204H79V203H77ZM88 204H89V203H88ZM101 204H102V203H101ZM103 204H104V203H103ZM103 204H102V205H103ZM111 204H112V203H111ZM111 204H110V205H111ZM127 204H128V203H127ZM181 204H182V203H181ZM188 204H189V203H188ZM191 204H192V202H191ZM191 204L189 205L190 207H192ZM198 204H199V203H198ZM201 204H202V202H201ZM201 204H199V205L201 206ZM208 204H210V203H208ZM211 204H212V203H211ZM229 204L231 205L232 203L230 202ZM233 204H235V203H233ZM241 204H242V202H241ZM244 204H245V202H244ZM244 204H243V206H244ZM250 204H251V203H250ZM254 204H255V203H254ZM258 204H256V207L258 206L257 209L260 207ZM59 205H60V204H59ZM70 205H71V204H70ZM81 205H83V204H81ZM86 205H87V204H86ZM86 205H84V206H86ZM91 205H93V204H91ZM97 205H98V204H97ZM104 205H105V204H104ZM107 205H108V204H107ZM165 205H166V204H165ZM167 205H168V204H167ZM179 205H180V203H179ZM179 205H178V206H179ZM182 205H183V204H182ZM195 205H197V204H195ZM236 205H237V204H236ZM45 206L48 208V205H45ZM56 206H58V205H56ZM63 206H64V205H63ZM71 206H72V205H71ZM87 206H88V205H87ZM95 206H96V205H95ZM98 206H99V205H98ZM108 206H109V205H108ZM112 206H113V205H112ZM114 206H115V205H114ZM180 206H181V205H180ZM189 206H188V207H189ZM234 206H235V205H234ZM234 206H232V207H234ZM239 206H240V204H239ZM243 206H242V207H243ZM248 206H249V205H248ZM42 207H44V204H43ZM51 207H52V204H51ZM53 207H54V206H53ZM58 207H60V206H58ZM88 207H89V206H88ZM96 207H97V206H96ZM101 207H102V206H101ZM171 207H172V206H171ZM173 207H174V206H173ZM188 207H187V208H188ZM193 207H194V206H193ZM209 207H210V206H209ZM221 207H224V205L221 206ZM226 207H227V206H226ZM230 207H231V206H230ZM235 207H236V206H235ZM237 207H238V206H237ZM245 207H247V206H245ZM256 207H254L253 209H255ZM47 208H46V209H47ZM64 208H65V207H64ZM90 208H91V207H90ZM109 208H110V207H109ZM162 208H163V207H162ZM175 208H176V206H175ZM250 208L252 209V207H248V210H247V209H246V210H247L248 212H249V211L253 212L254 210H250ZM49 209H50V208H49ZM53 209H55V208H53ZM93 209H94V208H93ZM96 209H97V208H96ZM98 209H99V208H98ZM125 209H126V208H125ZM168 209H169V208H168ZM196 209H198V208H196ZM204 209H205V208H204ZM204 209H203V211H204ZM238 209H239V207H238ZM241 209H243V208H241ZM40 210H42V209L40 208ZM43 210H44V209H43ZM99 210H100V209H99ZM105 210H106V209H105ZM192 210H193V209H192ZM216 210H217V208H216ZM231 210H232V209H231ZM233 210H234V209H233ZM246 210H245V211H246ZM260 210H261V208H260ZM44 211H45V210H44ZM172 211H173V210H172ZM184 211H185V210H184ZM188 211H189V210H188ZM194 211H195V210H194ZM228 211H229V210H228ZM236 211H237V210H236ZM241 211H242V210H241ZM241 211H240V212H241ZM245 211H244L243 213H245ZM261 211H262V210H261ZM47 212H48V211H47ZM114 212H115V211H114ZM150 212H151V210H150ZM158 212L161 213V211H156V213H158ZM162 212H163V211H162ZM177 212H178V211H177ZM189 212H190V211H189ZM196 212H197V211H196ZM198 212H200V211H198ZM214 212H215V211H214ZM214 212H213V213H214ZM221 212H223V211H221ZM160 213H158V214L160 215ZM173 213H174V212H173ZM183 213H184V212H183ZM207 213H208V212H207ZM225 213H226V212H225ZM253 213H255V212H253ZM256 213H257V212H256ZM258 213H259V212H258ZM258 213H257V214H258ZM260 213H261V212H260ZM42 214H44V212H43ZM48 214H49V213H48ZM48 214H47V215H48ZM178 214H179V213H178ZM178 214H177V215H178ZM186 214H187V213H186ZM189 214H190V213H189ZM189 214H188V215H189ZM202 214H203V213H202ZM202 214H201V215H202ZM205 214H206V213H205ZM223 214H224V213H223ZM228 214H229V213H228ZM241 214H242V213H241ZM241 214H240V215H241ZM246 214H248V213L246 212ZM49 215H50V214H49ZM177 215H176V216H177ZM229 215H232V214H229ZM233 215H234V214H233ZM233 215H232V216H233ZM237 215H238V213H237ZM237 215H236V216H237ZM240 215H238V216H240ZM242 215H244V214H242ZM242 215H241V216H242ZM254 215H255V214H254ZM259 215H260V214H258L257 216H259ZM262 215H263V214H262ZM262 215H261V216H262ZM50 216H51V215H50ZM131 216H132V215H131ZM135 216H136V215H135ZM178 216H180V215H178ZM199 216H200V215H199ZM203 216H204V215H202V217H203ZM206 216H207V215H206ZM215 216H216V214H215ZM218 216H219V215H218ZM224 216H225V215H224ZM224 216H223V217H224ZM241 216H240V218H241ZM246 216H247V215H246ZM248 216H249V215H248ZM251 216H252V215H251ZM251 216H249V217H251ZM170 217H171V216H170ZM220 217H221V216H220ZM227 217H228V216H227ZM233 217H234V219H235V216H233ZM244 217H245V216H244ZM262 217H263V216H262ZM108 218H109V217H108ZM156 218H157V217H156ZM166 218H167V217H166ZM168 218H169V217H168ZM189 218H190V216H189ZM189 218H187V219H189ZM208 218H209V215H208ZM210 218H211V217H210ZM236 218H237V217H236ZM238 218H239V217H238ZM242 218H243V217H242ZM251 218H252V217H251ZM251 218H250V220H251ZM150 219H151V218H150ZM170 219H171V218H170ZM170 219H169V220H170ZM172 219H173V218H172ZM176 219H177V218H176ZM187 219H186V220H187ZM197 219H198V218H197ZM222 219L225 220V218H222ZM229 219H230V218H229ZM244 219H245V218H244ZM252 219H253V218H252ZM254 219H256V218H254ZM69 220H72V219H69ZM108 220H109V219H108ZM169 220H168V221H169ZM173 220H175V219H173ZM192 220H193V219H192ZM231 220H232V219H231ZM231 220H229V221H231ZM58 221H59V220H58ZM105 221H106V220H105ZM152 221H153V220H152ZM166 221H167V220H166ZM206 221H207V220H206ZM210 221H212V220H210ZM241 221H242V220H241ZM248 221H249V220H248ZM248 221H247V223H248V226H247V227H249V222H248ZM251 221L255 222V220H251ZM77 222H78V221H77ZM169 222H170V221H169ZM182 222H184V221H182ZM208 222H209V221H208ZM212 222H213V221H212ZM225 222H227V221L225 220ZM236 222H237V221H236ZM78 223H79V222H78ZM139 223H140V222H139ZM154 223H155V222H154ZM170 223H171V222H170ZM192 223H193V222H192ZM218 223H219V222H218ZM227 223H228V222H227ZM240 223H241V222H240ZM258 223H259V222H258ZM161 224H162V223H161ZM163 224H164V223H163ZM167 224H169V223L167 222ZM174 224H175V223H174ZM177 224H178V223H177ZM188 224H189V223H188ZM193 224H194V223H193ZM200 224H201V222H200ZM210 224H211V223H210ZM229 224H230V222H229ZM244 224H246V221H245ZM244 224H243V225H244ZM251 224H252V223H251ZM251 224H250V226H251ZM254 224H255V223H254ZM183 225H184V224H183ZM186 225H187V223H186ZM203 225H204V224H203ZM208 225H209V224H208ZM208 225H207V227H209ZM212 225H213V224H212ZM214 225H215V224H214ZM222 225H224V224H222ZM233 225L236 226L235 224H233ZM240 225H241V224H240ZM246 225H247V224H246ZM246 225H245L244 227H246ZM68 226H70V225L68 224ZM114 226H115V225H114ZM134 226H135V225H134ZM136 226H137V225H136ZM136 226H135V227H136ZM154 226H156V225H155V224L153 225V229H154ZM159 226H160V225H159ZM187 226H188V225H187ZM197 226H198V224H197ZM200 226H201V225H200ZM73 227H74V226H73ZM76 227H77V226H76ZM156 227H157V226H156ZM164 227H165V226H164ZM194 227H195V226H194ZM210 227H211V226H210ZM213 227H214V226H213ZM237 227H243V226H239V225H238ZM69 228H70V227H69ZM90 228H91V227H90ZM110 228H111V227H110ZM136 228H137V227H136ZM174 228H175V227H174ZM188 228H189V227H188ZM191 228H192V227H191ZM204 228H206V227H204ZM214 228H215V227H214ZM219 228H220V225H219ZM226 228H228V227H226ZM231 228L233 229V227H231ZM86 229H87V228H86ZM88 229H89V227H88ZM102 229H105V227L102 228ZM112 229H113V228H112ZM127 229H128V228H127ZM137 229H138V228H137ZM141 229H142V226H141ZM157 229H158V228H157ZM160 229H162V228H160ZM185 229H186V228H185ZM206 229H207V228H206ZM206 229H205V230H206ZM212 229H213V228H212ZM238 229H239V228H238ZM248 229H249V228H248ZM129 230H130V229H129ZM133 230H134V229H133ZM158 230H159V229H158ZM158 230H156V231H158ZM214 230H215V229H214ZM226 230H227V229H226ZM228 230H229V229H228ZM243 230H244V229H243ZM121 231H122V230H121ZM121 231H120V232H121ZM125 231H126V230H125ZM125 231H124V232H125ZM130 231H132V229H131ZM134 231H135V230H134ZM161 231H162V230H161ZM203 231H204V230H203ZM208 231H209V230H208ZM208 231H207V232H208ZM212 231H213V230H212ZM221 231H222V230H221ZM221 231H220V232H221ZM223 231H225V229H223ZM234 231H235V229H234ZM237 231H238V230H237ZM237 231H236V232H237ZM239 231H240V230H239ZM241 231H242V228H241ZM96 232H97V231H96ZM112 232L114 233V231H112ZM120 232H118V233H120ZM139 232H140V231H139ZM154 232H155V231H154ZM162 232H163V231H162ZM165 232H166V231H165ZM181 232H182V231H181ZM187 232H188V231H187ZM189 232H190V231H189ZM191 232H192V231H191ZM199 232H200V231H199ZM244 232H245V230H244ZM246 232H248V231H246ZM109 233H111V231H110ZM160 233H161V232H160ZM201 233H202V232H201ZM203 233L205 234V232H203ZM221 233H222V232H221ZM227 233H228V232H227ZM227 233H226V235H227ZM231 233H232V232H231ZM234 233H235V232H234ZM121 234H122V233H120V235H121ZM150 234H151V233H150ZM153 234H154V233H153ZM164 234H165V233H164ZM181 234H182V233H181ZM187 234H188V233H187ZM197 234H198V233H197ZM208 234H209V232H208ZM208 234H207V235H208ZM215 234H216V233H215ZM223 234H224V233H223ZM91 235H92V234H91ZM91 235H90V236H91ZM118 235H119V234H117V236H118ZM123 235H124V234H123ZM136 235H137V234H136ZM154 235H155V234H154ZM160 235H161V234H160ZM238 235H240V234L238 233ZM246 235H247V234H246ZM246 235H245V236H246ZM64 236L66 237V235H64ZM87 236H88V235H87ZM90 236H89V237H90ZM107 236H108V235H107ZM130 236H131V235H130ZM130 236H129V238H130ZM155 236H157V235H155ZM209 236H210V235H209ZM213 236H214V235H213ZM213 236H212V237H213ZM216 236H217V235H216ZM219 236H220V235H219ZM233 236H234V235H233ZM235 236H237V235L235 234ZM243 236H244V233H243ZM245 236H244V237H245ZM127 237H128V236H127ZM160 237H161V236H160ZM183 237H185V236H183ZM199 237H200V236H199ZM229 237H230V236H229ZM231 237H232V236H231ZM241 237H242V236H241ZM58 238H59V237H58ZM68 238H69V237H68ZM113 238H114V236H113ZM113 238H111V239H113ZM118 238H119V237H118ZM120 238H121V237H120ZM123 238H124V237H123ZM158 238H159V236H158ZM187 238H188V236H187ZM201 238H202V237H201ZM63 239H64V238H63ZM85 239H87V238H85ZM114 239H115V238H114ZM131 239H132V238H131ZM146 239H147V238H146ZM164 239H165V238H164ZM193 239H194V238H193ZM213 239H214V238H213ZM234 239H235V237H234ZM60 240H62V239H60ZM75 240H76V238H75ZM115 240H116V239H115ZM128 240H129V239H128ZM150 240H151V239H150ZM154 240H155V239H154ZM210 240H211V239H210ZM227 240H228V242H229V239H227ZM240 240H241V239H240ZM245 240H246V238H245ZM188 241H189V239H188ZM192 241H194V240H192ZM196 241H197V240H196ZM206 241H207V240H206ZM216 241H217V240H216ZM230 241H231V240H230ZM5 242H6V241H5ZM54 242H55V240H54ZM117 242H118V241H117ZM124 242H125V241H124ZM139 242H140V241H139ZM143 242H144V241H143ZM190 242H191V241H190ZM243 242H244V241H243ZM6 243H7V242H6ZM56 243H57V242H56ZM56 243H55V244H56ZM70 243H71V242H70ZM102 243H103V242H102ZM205 243H207V242H205ZM205 243H203V244H205ZM211 243H212V241H211ZM211 243H210V244H211ZM230 243H231V242H230ZM232 243H233V241H232ZM238 243H239V242H238ZM244 243H245V242H244ZM65 244H66V243H65ZM71 244H72V243H71ZM85 244H86V243H85ZM85 244H84V245H85ZM118 244H119V243H118ZM135 244H136V243H135ZM142 244H143V243H142ZM193 244H194V243H193ZM196 244H197V243H196ZM196 244H194V246H195ZM212 244H214V242H213ZM215 244H216V243H215ZM221 244H223V243L221 242ZM239 244H240V243H239ZM239 244H238V245H239ZM241 244H242V243H241ZM249 244H250V243H249ZM63 245H64V244H63ZM84 245H83V246H84ZM139 245H140V244H139ZM199 245H200V244H198L197 246L199 247ZM201 245H202V244H201ZM201 245H200V246H201ZM219 245H220V242H219ZM223 245H224V244H223ZM228 245H229V243H228ZM228 245H226V246L228 247ZM233 245H234V244H233ZM233 245H232V246H233ZM235 245H236V244H235ZM235 245H234V246H235ZM72 246H73V245H72ZM74 246H75V245H74ZM136 246H137V245H136ZM194 246H193V247H194ZM211 246H212V245H211ZM224 246H225V245H224ZM230 246H231V244H230ZM54 247H55V246H54ZM63 247H64V246H63ZM70 247H71V246H70ZM95 247H96V246H95ZM121 247H122V246H121ZM140 247H141V246H140ZM191 247H192V245H191ZM238 247H239V246H238ZM66 248H68V246H66ZM74 248H75V247H74ZM74 248H73V249H74ZM96 248H97V247H96ZM128 248H129V247H128ZM200 248H201V247H200ZM204 248H205V247H204ZM209 248H210V247H209ZM217 248H219V247H217ZM221 248H222V246H221ZM224 248H225V247H224ZM232 248H233V247H232ZM244 248H245V247H244ZM70 249H72V248H70ZM73 249H72V250H73ZM130 249H132V248H130ZM194 249H195V248H194ZM201 249H202V248H201ZM201 249H199V250H201ZM226 249H227V248H226ZM229 249H230V248H229ZM238 249H239V248H238ZM25 250H26V249H25ZM29 250H30V249H29ZM29 250H28V251H29ZM33 250H34V249H33ZM48 250H49V249H48ZM48 250H44V251L48 252ZM74 250H75V249H74ZM196 250H197V249H196ZM212 250H213V249H212ZM224 250H225V249H224ZM26 251H27V250H26ZM60 251H61V250H60ZM63 251H64V250H63ZM70 251H71V250H70ZM126 251H127V250H126ZM139 251H141V250H139ZM216 251H217V250H216ZM220 251H221V250H220ZM227 251H228V250H227ZM33 252H34V251H33ZM38 252H39V251H38ZM42 252H43V251H42ZM46 252H45V253H46ZM207 252H208V251H207ZM224 252H225V251H223L222 253H224ZM36 253H37V252H36ZM131 253H132V252H131ZM227 253H228V252H227ZM227 253L225 252V254H227ZM59 254H60V253H59ZM68 254H70V253H68ZM72 254H73V253H72ZM140 254H141V253H140ZM217 254H218V253H217ZM228 254H229V253H228ZM108 255H109V254H108ZM144 255H145V254H144ZM175 255H176V254H175ZM199 255H200V254H198V256H199ZM207 255H210V254H207ZM218 255H219V254H218ZM221 255H222V254H221ZM87 256H88V255H87ZM93 256H94V255H93ZM98 256H99V255H98ZM201 256H202V255H201ZM205 256H206V255H205ZM216 256H217V255H216ZM57 257H58V256H57ZM120 257H121V256H120ZM122 257H123V256H122ZM122 257H121V258H122ZM136 257H137V256H136ZM193 257H194V256H193ZM208 257H210V256H208ZM218 257H219V256H218ZM220 257H221V256H220ZM223 257H224V255L222 256V258H223ZM67 258H68V257H67ZM94 258H95V257H94ZM99 258H100V257H99ZM99 258H98V259H99ZM105 258H106V257H105ZM187 258H188V256H187ZM198 258H199V257H198ZM225 258H226V257H225ZM263 258H264V257H263ZM101 259H104V258H101ZM119 259H120V258H119ZM213 259H214V258H213ZM215 259H217V258H215ZM215 259H214V261H211V262H215ZM220 259H221V258H220ZM60 260H61V259H60ZM106 260H107V259H106ZM226 260H227V259H226ZM52 261H54V260H52ZM179 261H180V260H179ZM200 261H201V260H200ZM205 261H206V260H205ZM99 262H100V261H99ZM192 262H193V261H192ZM198 262H199V261H198ZM206 262H207V261H206ZM52 263H53V262H52ZM66 263H67V262H66ZM104 263H105V262H104ZM108 263H109V262H108ZM176 263H177V262H176ZM185 263H186V262H185ZM199 263H200V262H199ZM220 263H221V262H220V260H219V258H218V262L215 263V264H220ZM90 264H91V263H90ZM106 264H107V263H106ZM173 264H174V263H173ZM181 264H182V263H181ZM188 264H191V263L188 262ZM195 264H196V263H195ZM201 264H202V263H201ZM209 264H210V263H209ZM211 264H212V263H211Z\"/></svg>", "mask_w": 264, "mask_h": 264}]
</instances>
